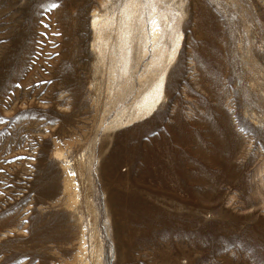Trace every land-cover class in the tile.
<instances>
[{"label":"rangeland","instance_id":"rangeland-1","mask_svg":"<svg viewBox=\"0 0 264 264\" xmlns=\"http://www.w3.org/2000/svg\"><path fill=\"white\" fill-rule=\"evenodd\" d=\"M129 1L0 0V264H264V0H140L120 69Z\"/></svg>","mask_w":264,"mask_h":264},{"label":"bare ground","instance_id":"bare-ground-1","mask_svg":"<svg viewBox=\"0 0 264 264\" xmlns=\"http://www.w3.org/2000/svg\"><path fill=\"white\" fill-rule=\"evenodd\" d=\"M121 10V9H120ZM121 18L110 16L105 20L95 19L93 27L96 33L98 44L96 45L100 58H104L108 53L114 52L115 56V43L111 36L114 31L119 32L118 44L121 53L115 57V67L126 69L132 57L127 56V52L131 51L128 48L136 34L142 33L145 25L144 21V7L140 0H131L122 7ZM120 19V20H119ZM158 28V27H155ZM117 29V30H116ZM116 34V33H115ZM114 50V51H113ZM126 55V56H125ZM165 55V54H164ZM165 58V57H163ZM165 60V59H164ZM163 60V62H164ZM162 78V76H161ZM164 91L163 80L156 83L146 94L140 102V108L136 118L149 115L154 109L157 101L161 98ZM138 115V117H137Z\"/></svg>","mask_w":264,"mask_h":264},{"label":"snow or ice","instance_id":"snow-or-ice-1","mask_svg":"<svg viewBox=\"0 0 264 264\" xmlns=\"http://www.w3.org/2000/svg\"><path fill=\"white\" fill-rule=\"evenodd\" d=\"M18 159H20V158L18 157Z\"/></svg>","mask_w":264,"mask_h":264}]
</instances>
